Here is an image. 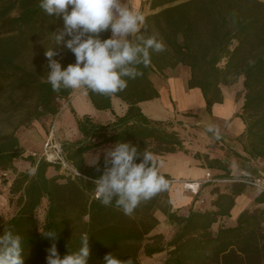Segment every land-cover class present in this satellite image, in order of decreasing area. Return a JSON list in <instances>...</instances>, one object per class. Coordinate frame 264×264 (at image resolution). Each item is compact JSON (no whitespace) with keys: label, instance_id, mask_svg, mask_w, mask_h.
<instances>
[{"label":"trees","instance_id":"trees-1","mask_svg":"<svg viewBox=\"0 0 264 264\" xmlns=\"http://www.w3.org/2000/svg\"><path fill=\"white\" fill-rule=\"evenodd\" d=\"M149 4L152 13L145 16L147 31L141 29V34L155 36L165 50L150 52L148 66H139L143 75L128 80L125 90L107 96L89 91L97 109L113 112L112 98L117 97L128 105L125 114L114 113V120L102 122L90 115L79 117L72 109L79 137L61 143L65 159L83 177H68L49 176V168L58 165L35 155L24 156L17 136L21 127L35 120L59 117L62 101L73 92L61 90L57 94L47 82L50 68L45 52L55 46L52 33L63 27V20L44 13L39 0H0V173H16L10 189L15 213L6 219L0 216V234L11 228L23 237L24 264H46L51 240L42 234L47 230L58 233L57 248L62 257L68 251L66 245L70 243V250L79 248L81 234L87 233V264H103L109 252L141 264V244L159 223L157 211L176 227L166 246L144 247L148 257L167 252L160 264H264V209L244 211L235 225L222 222L229 217L236 196L247 187L244 184L204 185L195 196L198 200L205 186L216 187V209L190 208L188 215L173 209L170 182L167 191L142 202L131 216L114 202L106 207L95 197L93 181L104 172L105 154L94 166L86 162V155L99 148L124 142L136 146L139 153L148 151L154 156L190 153L170 122L149 118L138 105L159 97L151 74L179 66L189 68L188 87L202 91L209 111L223 101L222 85L243 77L244 103L237 116L246 125L244 150L250 157L264 158V0H151ZM110 36V31L100 34L101 39ZM56 51L59 55L54 59L62 68L75 63L74 54L63 44ZM194 156L201 157L199 153ZM21 158L30 162L34 171L18 172L14 162ZM205 160L209 168L224 170L223 174L215 173L216 178H230L228 166L207 155ZM221 185H229L231 192H222ZM44 200L47 208L40 222L37 211ZM257 201L264 198L257 197Z\"/></svg>","mask_w":264,"mask_h":264},{"label":"clouds","instance_id":"clouds-1","mask_svg":"<svg viewBox=\"0 0 264 264\" xmlns=\"http://www.w3.org/2000/svg\"><path fill=\"white\" fill-rule=\"evenodd\" d=\"M39 7L63 20V27L52 33L55 46L45 52L50 68L47 82L57 94L61 90H84L106 96L121 92L128 80L143 75L139 66H148L150 52L165 50L164 43L155 36L145 38L141 34V29L147 31L145 17L127 0H39ZM107 31L111 36L101 39L100 34ZM61 44L75 56V63L66 68L54 59ZM207 131L219 139L218 126L210 124ZM140 157L141 162L137 163ZM98 162V155L88 159L90 166ZM93 184L95 197L102 205L109 207L114 202L127 216L142 202L169 188V181L157 170L154 155L148 151L139 153L136 146L124 142L105 150L104 172ZM42 235L51 240L46 249V264H87V233L81 234L79 248L70 250V243L66 245L68 251L63 257L57 248L58 233L47 230ZM23 253V237L11 228L4 229L0 234V264H24ZM103 264H134V260L109 252L104 255Z\"/></svg>","mask_w":264,"mask_h":264},{"label":"crops","instance_id":"crops-1","mask_svg":"<svg viewBox=\"0 0 264 264\" xmlns=\"http://www.w3.org/2000/svg\"><path fill=\"white\" fill-rule=\"evenodd\" d=\"M150 1L127 0L128 4L144 17L152 13ZM189 78L190 70L183 66H179L174 70L167 69L163 73L155 72L151 74V80L159 91V97L142 101L138 104L142 112L149 118L170 122L172 129L176 130L182 138L185 148L190 151L189 154L175 152L154 156L158 172L171 178L170 199L173 209L178 210L179 214L182 215H188L190 208L202 211L216 209L213 205V201L217 198L216 193L213 192L216 187L205 186L197 200V197L191 192L185 191L182 185L184 180L204 177L209 169L214 174L224 173L222 169L209 168L205 160L206 155L210 159L219 160L228 166L231 175L237 174L243 169L256 171L257 164H264V158L250 157L244 150L246 125L237 116L241 112L244 99L236 101L234 95L227 94L222 88L223 101L213 104L209 111L202 91L197 87H188ZM112 107L113 112L111 110H99L93 105L89 91L75 90L70 98L65 100V104L63 103L61 106L59 120L57 121L59 131L64 136L70 137L68 138L70 140H75L79 137L76 117L72 109L75 110L79 117L90 115L102 122L112 121L115 118V114L123 115L128 109V105L117 97L112 98ZM210 124L218 126L220 131L219 139H216L212 133L207 131ZM17 136L23 147L24 143L21 137L18 134ZM195 153H199L201 157H195ZM25 154L26 152L24 151ZM31 155H36V152H31ZM91 157L92 153L86 155L87 163ZM51 169L53 167L49 168V172ZM219 188L222 192H231L229 185H221ZM257 197L264 198V193L245 187L244 191L236 196L229 217H224L222 222L227 225H235L238 217L244 211L264 209V201L258 202ZM155 215L159 223L151 233L166 234L167 231L164 228L166 224L170 227H175L161 211H157ZM262 225L264 226V221ZM169 237L172 238L173 236Z\"/></svg>","mask_w":264,"mask_h":264},{"label":"rangeland","instance_id":"rangeland-1","mask_svg":"<svg viewBox=\"0 0 264 264\" xmlns=\"http://www.w3.org/2000/svg\"><path fill=\"white\" fill-rule=\"evenodd\" d=\"M222 88L226 91L227 94L234 95L236 101L237 100H243L244 99V86H243V77L236 78L232 83L228 85H222ZM65 104V101L62 102V104ZM59 118L56 117H45L39 120H35L33 123H31L28 127H21L17 134L21 137L22 142L24 143L23 149L26 152L24 156H28L31 154V152H36V157L42 158L43 156V148L44 143L48 137L49 131L53 124H56L57 127V135L61 142L65 140H70L64 136L60 131L58 127V121ZM112 146H105L102 148L97 149L94 154L92 153V157L95 155L100 156L102 154H105V150L111 148ZM15 167L18 172H32L33 168L30 164V162L25 161L24 159H17ZM49 176L53 175H62L66 176L65 171L61 168H55L51 169L50 172H48ZM16 177V173L14 171H7L6 175L5 173H0V216L2 218H9L15 213V207L12 202H10V199L12 198V194L10 192L12 182L14 178ZM250 188V187H249ZM253 189V188H252ZM47 208V201L44 200L42 206L37 211V216L40 220V222L44 221L45 211ZM166 229V234L163 233H151L149 234L144 241L142 242L141 250L138 254V261L141 264H160L164 261V259L167 257V252H162L159 254H155L151 257H148L145 255L144 247L146 244H159L161 246H166V244L171 240L169 236H173L176 230V227H170L168 224L164 227ZM169 233V234H168ZM156 235L163 236L162 238L158 239H152ZM168 235V237H167Z\"/></svg>","mask_w":264,"mask_h":264},{"label":"built area","instance_id":"built-area-1","mask_svg":"<svg viewBox=\"0 0 264 264\" xmlns=\"http://www.w3.org/2000/svg\"><path fill=\"white\" fill-rule=\"evenodd\" d=\"M42 158L61 167L68 177H83L82 174L65 159L62 143L57 135L56 124L52 125L48 137L44 143ZM257 165L256 171L243 169L237 174H232L228 179L216 178L211 170H207L204 177L194 180H184L182 185L185 191L191 192L194 195L198 194L201 188L206 184L221 182H236L244 184L247 187L264 193V164ZM170 181L171 180H169V182Z\"/></svg>","mask_w":264,"mask_h":264}]
</instances>
